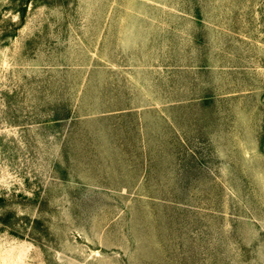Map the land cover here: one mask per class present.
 Listing matches in <instances>:
<instances>
[{
    "label": "rangeland",
    "instance_id": "obj_1",
    "mask_svg": "<svg viewBox=\"0 0 264 264\" xmlns=\"http://www.w3.org/2000/svg\"><path fill=\"white\" fill-rule=\"evenodd\" d=\"M0 264H264V0H0Z\"/></svg>",
    "mask_w": 264,
    "mask_h": 264
}]
</instances>
